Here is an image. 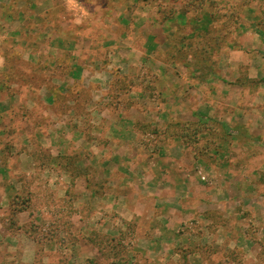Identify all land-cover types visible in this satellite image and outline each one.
Wrapping results in <instances>:
<instances>
[{"label":"crops","instance_id":"0c3cea01","mask_svg":"<svg viewBox=\"0 0 264 264\" xmlns=\"http://www.w3.org/2000/svg\"><path fill=\"white\" fill-rule=\"evenodd\" d=\"M119 3L117 27L134 29L126 39L124 32L117 38L105 37L103 45L117 49L110 51L104 64L75 51L66 61L49 51L47 41L36 39L39 43L34 46L31 39L15 42L18 38L10 36L8 29L0 43V209L9 211V217L0 213V222L9 219L13 226L0 236L8 238L7 251L20 254L12 264H219L208 255L229 247L233 253L240 249L238 244L249 240L248 230L241 232L240 214L246 204V197L239 194L242 182L223 169L224 174L219 172L224 165L226 173L230 168L238 171L239 165L230 157L229 163L225 159L218 166L209 157L225 154L226 145L220 144L222 152L209 150L205 135H199L198 147L193 139L177 140L171 132L177 123L192 124L208 117L232 124L243 110L255 124L264 113V100L258 104L261 91L246 99L242 96L250 91L240 83L242 76L264 77V0H154L157 27L147 25L150 16L145 18L144 0ZM168 12L173 15L165 19ZM10 18L9 10L1 11V20ZM23 24L12 29L22 33ZM139 38H146L141 49L136 43ZM200 39L208 54L213 53L207 60L212 66L215 61V68L188 69L160 56L168 51L173 58L177 51L197 61ZM181 40L183 49H174ZM125 41L129 44L122 53ZM57 48L63 51L64 46ZM150 50L152 68L143 58ZM10 51L18 61L35 67L23 70L29 78L22 81L24 87L8 72ZM62 63L68 69L62 70ZM198 75L207 79L197 80ZM98 76L109 78L100 90L113 92L114 88L122 100L89 101L93 104L88 118L69 109L65 112L70 116L52 112L59 99L74 109V99L64 101L59 96L65 88L74 89L76 81L91 88L93 95L99 90L93 77ZM117 76L121 82L115 85ZM32 78L39 81L38 99L21 93L24 88L32 94ZM138 81L144 84L138 86ZM150 87L174 97L167 104L174 105L175 111L166 122L150 115L153 105L161 103L152 99L149 110L133 112L131 105L129 112L120 111L125 107L124 94L145 97ZM37 102L43 106L46 122L35 127L32 114ZM219 108L225 111L218 113ZM161 125L172 129L164 134ZM23 181L31 185L22 201ZM32 182L49 194H42L40 205L31 198ZM42 217L48 219V228L44 225L37 231ZM55 254L59 258L52 259Z\"/></svg>","mask_w":264,"mask_h":264},{"label":"rangeland","instance_id":"374dc122","mask_svg":"<svg viewBox=\"0 0 264 264\" xmlns=\"http://www.w3.org/2000/svg\"><path fill=\"white\" fill-rule=\"evenodd\" d=\"M7 2V5H0V13L1 11L9 10V14L11 18L8 22L0 19V43H4L7 38V30L8 34L10 36H16L15 42L20 41H26L28 39H31L34 43H39L38 39H43L44 41H47L49 44V51L51 53H58L57 55L63 56L62 59L66 60L70 55H72L73 51H75L77 54L79 52L81 54L85 53L90 54L91 57H94L96 59H99L102 61L100 64H104L106 62V57L110 53L111 50H114L116 46H108L103 45V41L105 37H114L117 38L122 32H124L123 37L124 39L127 38V32L132 31L134 27L132 26H125L123 31V28H119L116 25V22L118 21V15L119 12L117 5L120 4V0H0V2ZM100 2V4L95 5V2ZM154 0H144V4L147 5L145 8H143L144 12L146 13V17L149 15V21L147 25H150L151 27H157L158 21L157 16L154 15L153 12L155 11L156 6L153 7L151 3ZM90 4L93 6L90 7ZM114 6L116 8L114 9ZM119 6V5H118ZM96 7V8H95ZM160 12V11H159ZM168 15L164 18L167 19L171 17L173 14L167 13ZM24 21L23 27L20 29L22 30V33L19 31L14 30L16 27L20 25ZM14 28V29H12ZM19 30V29H17ZM145 32L147 29L144 30ZM20 33L22 36H20ZM132 35V34H131ZM37 39V40H36ZM93 39V44H90V40ZM223 40V37L218 38V41ZM124 41V40H123ZM146 41V38H139V40L136 42L137 46L143 48V44ZM89 42V43H87ZM129 41H125V45H122L120 47V50L122 53L127 52V45ZM77 43V46H76ZM183 43L184 40H181L179 44L175 45L174 49H183ZM204 40L200 39L201 46L198 47L199 54L197 55V61H190L187 56H185L181 52L174 51L173 58H170V54L168 51H162L160 52V56L162 60L169 63V61H172V59L175 60L176 64H178L180 67H185L188 69H202V68H215V61H212L211 63L214 64L212 66L210 64V61L207 60L208 52L206 51V45L204 47L203 45ZM90 44V45H89ZM136 45V44H135ZM64 49H59L57 47H62ZM180 46V47H179ZM117 49V48H116ZM202 49V52L200 51ZM48 50V48H46ZM67 50V51H64ZM151 50L146 53V55L143 56L144 58V64H147L151 66L152 68V60H151ZM8 54L11 56L10 63L8 64V72L13 76L15 80L20 83V86L24 87L25 82H22L24 80L28 81L24 76L25 69L29 70L30 68H35L32 65L26 66L23 64V61H18L16 58L18 56L15 55L13 51L8 52ZM141 55L140 53H138ZM212 55H209L212 59ZM64 61V62H66ZM93 62V61H92ZM260 63V61H258ZM42 65V63L40 62ZM210 64V65H209ZM258 64V63H257ZM66 63H62L60 68L62 70L68 69L66 66ZM69 65V64H68ZM94 65L97 66V64L94 63ZM44 65H42L43 67ZM143 66V68H146L148 70L149 67ZM46 68L48 66H45ZM245 68L248 67V65H244ZM41 68V66H40ZM49 68V67H48ZM144 69V70H146ZM24 70V71H23ZM152 76V75H151ZM155 76V75H153ZM146 77V74L144 78ZM194 77V76H193ZM98 80L96 83L95 88L99 89L92 95L91 88L83 87L81 81H76L72 84H74V89L71 88V90H67V88L64 89V94L59 96L62 97L64 101L72 100L74 99L76 101V105H74V109L71 110V108L67 107L66 105H62L63 102H60V99L58 103L55 105L56 110L52 112L57 113H64L66 116H70L67 109H69L71 112H76V115L84 116L89 113L90 104L89 101L95 100L100 101V99H106V100H116L120 99V94L115 90L114 88H111L113 92L110 91H104L100 90L101 86L102 88L107 87V82L109 78L105 77H93V80ZM142 78V79H144ZM197 80L201 79L202 81L206 80L207 78L205 76H199L195 77ZM194 78V79H195ZM35 80L36 78H32ZM125 80L127 78L125 77ZM241 80V79H240ZM31 81V79H30ZM115 81V82H114ZM114 84H120L121 79L120 77H116L114 80ZM66 82V81H65ZM29 83H33L32 87V94H30L26 89H22L23 95H28L34 97V99H38L35 87L39 84L38 80L31 81ZM242 85L247 88L250 92L247 91L246 94H243L242 97L252 98L253 93L257 94L261 91V98L258 100L259 106L262 105V102L264 100V77H257V78H248L246 76H242L241 82ZM70 83V85H72ZM144 84L143 81H138V86ZM100 87V88H99ZM147 88V87H146ZM149 91H145V97L138 95V94H132L131 97H128L127 94L123 95L124 100V108H121L120 111H124L125 113L129 112L131 105H134V109L131 110L133 112H139L141 110H149L147 109L150 99L155 101H160L161 103L158 105H153V110H150V115L154 118L159 117L160 119L164 120L163 122H166L168 120V114H172V112L175 111L174 105L170 106L167 104L170 101H173L174 97L173 95H169L167 93H158L155 89L149 88ZM106 94L111 96H106ZM122 100V98H121ZM246 103L243 106L247 107V101H243ZM165 103V104H164ZM66 106V107H65ZM42 104L37 102L36 109L33 110V120L36 121L37 124H35V127L44 126L46 119L41 115L42 112ZM173 109V111H172ZM219 112H224L225 110L219 108L216 110ZM229 111V110H228ZM232 111V110H231ZM247 112L248 110H243L240 113L239 118L236 121H233L232 124H227L225 121H221L219 117H208L207 124H204L202 126L203 132H206L207 141L209 150H220V144L224 143L226 145L227 151L225 154L228 156H225L224 153H222L219 157L218 156H209L211 161L213 160L215 162L218 161V166L220 163L222 164L223 161L226 159L229 163L231 158L236 161V167L239 165V170L236 171L233 168H230V172H228L227 167L224 165L221 167V174L224 172L225 174H232L236 181H241L243 185V189L239 191L240 197H246L244 204L241 209V228L244 233V228L248 230V234H246L249 237L248 241H242L240 244V249L238 251H235L231 253L230 251L232 248L229 247V251H225L224 249H220V252L218 254H215L213 256L208 255V259L212 260V262H216L219 260V264H230L232 260H236L239 264H264V142L262 141L263 138V132H264V113L261 112V115L257 117V120L255 121V124H253V119L250 120L247 118ZM215 113V112H214ZM43 114V113H42ZM73 114V113H72ZM98 114V112L96 113ZM180 115V111L177 116ZM48 119V118H47ZM213 120L214 122H210V120ZM256 119V118H255ZM162 122V123H163ZM197 122L199 120H196L192 122L193 124H189L187 122V127H189L192 132H195L197 130ZM178 124V123H177ZM189 124V125H188ZM225 125L232 129L231 135H226L222 132V126ZM78 126V125H77ZM76 126V127H77ZM162 132L165 134V132L168 131L169 126L161 125ZM20 127V125H19ZM186 127V124L184 128ZM178 129V127H177ZM86 130V129H85ZM212 132H214L213 135ZM208 133H210L211 137L216 138L210 139L208 136ZM177 140H181L179 137V133L176 132ZM204 136V135H203ZM255 138V139H254ZM196 146H201L200 142H195V137L192 141ZM207 147V144H206ZM217 150V152H218ZM220 152H222L220 150ZM224 152V151H223ZM231 154V155H230ZM230 155V156H229ZM224 164V163H223ZM223 169V172H222ZM215 172V171H214ZM223 173V174H224ZM232 175H230L232 177ZM214 176L219 177L218 174L214 173ZM233 180V178H231ZM248 180H251L252 182H246ZM33 183V192L34 195L31 198H35V201H37V204L41 202V199H43V196L49 195L46 194L47 190L38 184V182H32ZM250 187H249V185ZM30 182L25 183L24 181L20 183V200H25L30 192ZM29 188V189H27ZM251 195V199H247V197ZM30 197V196H29ZM38 198V199H36ZM40 198V200H39ZM243 202V201H242ZM243 204V203H242ZM40 205V204H39ZM0 213L2 215H5V217H9V211L5 209H0ZM43 220L42 223H37L36 230L39 231L43 228H48L47 222L48 219L46 217L41 218ZM41 220V221H42ZM10 220H5L0 222V232L4 231L7 233V231L12 230V224H9ZM22 226V225H21ZM25 227V226H22ZM26 227H30L29 225H26ZM34 230V229H33ZM39 238V235H38ZM244 240V239H243ZM8 238L0 236V264L1 263H13L18 262L19 253L17 251H7L8 244ZM237 248V247H235ZM59 258L58 255H54V258ZM65 259V258H64ZM66 260V259H65ZM21 261H19L20 263ZM67 263V262H66ZM23 264V263H21ZM65 264V263H64Z\"/></svg>","mask_w":264,"mask_h":264},{"label":"trees","instance_id":"16d2710c","mask_svg":"<svg viewBox=\"0 0 264 264\" xmlns=\"http://www.w3.org/2000/svg\"><path fill=\"white\" fill-rule=\"evenodd\" d=\"M210 122H214L212 119L210 120ZM186 124V123H185ZM185 124H180V123H178L175 127H174V132H171V133H175L176 134V132H178L179 133V137L181 138V139H184V140H186V142L188 141V139H193V138H190V137H195V142H201V140L199 139V135H206V132H203V128H202V126L204 125V124H207V120H200L199 122H197L196 124H197V130H195V132H192V130L189 128V127H187V124H186V127L184 128V126H185ZM193 124V123H192ZM191 125V124H190ZM177 127H178V129H177ZM170 129H172V127H168V132H169V130ZM157 131V130H156ZM222 132L224 133V134H226V135H231V132H232V129H230L229 127H227V126H225V125H223L222 126ZM214 132H212V134H213ZM177 135V134H176ZM211 134L210 133H208V136L210 137V139H215V140H217L216 138H214V137H211L210 136ZM214 135V134H213ZM215 136V135H214ZM187 137H189L188 139H185V138H187ZM204 137V136H203ZM94 262H89L88 264H93ZM113 264H121L120 262H116V263H113Z\"/></svg>","mask_w":264,"mask_h":264},{"label":"built area","instance_id":"2783aa9c","mask_svg":"<svg viewBox=\"0 0 264 264\" xmlns=\"http://www.w3.org/2000/svg\"><path fill=\"white\" fill-rule=\"evenodd\" d=\"M1 37V36H0Z\"/></svg>","mask_w":264,"mask_h":264}]
</instances>
